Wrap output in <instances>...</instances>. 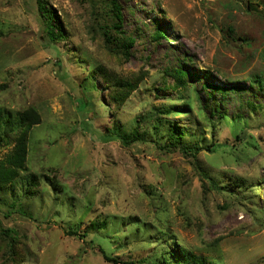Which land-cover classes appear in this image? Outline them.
Returning <instances> with one entry per match:
<instances>
[{
	"label": "rangeland",
	"instance_id": "1",
	"mask_svg": "<svg viewBox=\"0 0 264 264\" xmlns=\"http://www.w3.org/2000/svg\"><path fill=\"white\" fill-rule=\"evenodd\" d=\"M258 75L264 0H0V165L13 118L31 123L0 184V264H264Z\"/></svg>",
	"mask_w": 264,
	"mask_h": 264
},
{
	"label": "trees",
	"instance_id": "2",
	"mask_svg": "<svg viewBox=\"0 0 264 264\" xmlns=\"http://www.w3.org/2000/svg\"><path fill=\"white\" fill-rule=\"evenodd\" d=\"M38 4V13L36 12L37 19L40 23V27L42 29L45 41L49 44L54 43L57 39H59L60 29L55 31V27L53 26V21L56 20V15L51 7L44 6L41 2H37ZM118 24L115 25V28L118 30L120 27V22L123 21V15L119 9L115 14ZM164 31V30H163ZM159 30L157 32L158 39L164 38V32ZM59 33V34H58ZM129 49V48H128ZM127 49V50H128ZM173 76H175L180 82L183 83L184 72L178 69L173 72ZM256 81L259 82L260 86L264 89V76L258 75L256 76ZM205 87L215 89L221 92H227L232 90L233 88L227 87H217L213 84H209L208 82L204 83ZM215 87V88H212ZM235 89V88H234ZM12 115L10 112L5 111L4 109L0 108V129L4 128V126H8L11 122ZM16 119V122L14 121ZM14 125L19 127V130L15 137V147L13 151H11L10 155L6 157L5 161L0 165V184L5 182H10L14 180L19 174L18 171L20 169L25 168V163L27 160V135H28V126H31V123L28 122V118L24 113H17L16 116L13 118ZM27 122V123H26ZM202 150L201 146H193L184 148L183 151L185 153H190L196 155L199 151ZM95 225V224H94ZM75 234H80L85 236L86 234H81L79 231H73ZM87 233V232H84ZM102 253L106 260L114 262L115 264H128L127 262H121L116 258L108 256L106 252L102 249ZM168 253L162 252V263L163 264H205V261L202 259H196L194 256H186L180 259V255L174 254L172 258H167ZM133 264V263H131Z\"/></svg>",
	"mask_w": 264,
	"mask_h": 264
}]
</instances>
